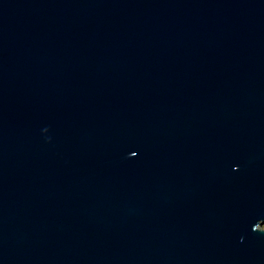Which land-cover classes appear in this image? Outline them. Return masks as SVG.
<instances>
[{"label":"water","instance_id":"obj_1","mask_svg":"<svg viewBox=\"0 0 264 264\" xmlns=\"http://www.w3.org/2000/svg\"><path fill=\"white\" fill-rule=\"evenodd\" d=\"M264 0H0V264H264Z\"/></svg>","mask_w":264,"mask_h":264},{"label":"rangeland","instance_id":"obj_2","mask_svg":"<svg viewBox=\"0 0 264 264\" xmlns=\"http://www.w3.org/2000/svg\"><path fill=\"white\" fill-rule=\"evenodd\" d=\"M263 227H264V225H263Z\"/></svg>","mask_w":264,"mask_h":264}]
</instances>
